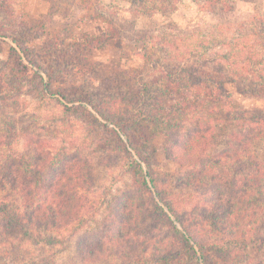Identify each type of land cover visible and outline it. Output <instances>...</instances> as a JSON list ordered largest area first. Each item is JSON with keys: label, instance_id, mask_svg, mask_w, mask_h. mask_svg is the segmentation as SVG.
<instances>
[{"label": "trees", "instance_id": "16d2710c", "mask_svg": "<svg viewBox=\"0 0 264 264\" xmlns=\"http://www.w3.org/2000/svg\"><path fill=\"white\" fill-rule=\"evenodd\" d=\"M126 1L153 15L174 11L182 0ZM192 1L208 13L231 12L235 2ZM4 5L7 2L0 0V13L7 10ZM225 24L216 26L227 31L231 26ZM251 24L262 49H253L246 37L249 33L242 29L233 36L223 31L211 42L223 46L217 51L219 63L210 62L205 55L208 46L201 43L195 62L168 64L151 80L144 79L142 71L138 77L120 70L123 91H58L67 101L83 103L70 106L58 99L63 117L59 115L52 126L41 123L42 116L27 115L21 78L37 71L11 46L16 54L14 68L0 59V264H56L49 255L35 258L30 246H68L79 234L78 261L66 264H114L103 263L111 252L128 264H175L183 246L196 260L208 261L209 251H215L225 255L227 264H252L257 250L264 248V159L252 147L264 139V110L231 107L225 85L233 81L240 93L264 99V22ZM10 27L6 32H12L5 35L0 29V36L11 37L38 66L20 24ZM42 89L45 95L52 93L49 86ZM82 112L100 133L116 139L125 156L131 184L121 194L110 198L94 194L90 160L58 146V134H70L62 123L71 120V113ZM224 119L241 122L225 141L218 132ZM157 136L177 166L173 172L153 169ZM188 202L192 207H183ZM154 218L166 222L175 236L158 247L160 255L148 258L144 256L151 244L161 240L157 235L147 237L145 228L158 226Z\"/></svg>", "mask_w": 264, "mask_h": 264}, {"label": "rangeland", "instance_id": "374dc122", "mask_svg": "<svg viewBox=\"0 0 264 264\" xmlns=\"http://www.w3.org/2000/svg\"><path fill=\"white\" fill-rule=\"evenodd\" d=\"M5 1L7 5L3 8L7 10L0 13V29L5 31H1L5 35L12 32H6L8 27L15 29L20 24L22 37L34 52L33 59L38 66L32 65L18 44L3 34L0 36V59L8 61L12 68L16 54L11 51V46H14L24 62L37 71L23 74L21 102L27 115L42 116L39 117L41 123L51 126L59 115L63 117V108L58 99L70 106L83 103L67 101L59 96L58 91L97 94L123 91L125 86L118 77L120 70L127 71L129 75L137 73L138 77V72L142 71L145 73L144 79L151 80L153 74L161 73L162 67L168 64L188 66L195 62L200 56L201 43L208 46L205 55L210 62L219 63L217 51L223 46H215L211 42L214 35L218 36L225 30H219L217 24L230 25L225 33L231 36L242 29L243 33H249L245 34L249 44L254 45L253 49H262L249 27L252 22L257 25L264 22V0H235L233 11L221 12L217 9L213 13L202 10L192 0H182L174 11H158L153 15L134 9L126 0H56L54 3L47 0ZM186 56L190 58L186 59ZM68 83L73 84V88ZM43 85L49 86L53 94H43ZM225 85L230 92L227 100H230L231 107L264 110V99L240 93L233 81L227 80ZM87 107L102 120L98 113ZM88 117L83 112L71 113V120L62 123L70 134L61 132L56 141L59 147H66L70 153L81 154L90 160L94 176L93 193L110 198L130 187L131 174L124 166L125 156L119 150L116 139L107 133H100L99 127ZM240 124L235 120H222L218 126L219 136L225 141ZM46 135L51 137L52 131L48 130ZM233 136L237 138L238 132ZM155 143L157 156L153 160V169L159 173L175 171L177 166L165 154L162 137L157 136ZM252 147L264 159V139L255 141ZM171 186L162 187L168 189ZM183 207L191 208L192 203H184ZM167 213L176 223V218L168 210ZM155 218L158 216L155 215ZM155 218L157 228L150 226L145 230L149 239L157 235L161 240L151 244L144 256L148 258L152 254L160 255L158 247L163 248L175 236L166 222ZM79 236L71 238L68 246L42 249L30 246L28 251L36 253L35 258L38 255L52 256L56 264L76 263ZM164 237L166 241L162 242ZM181 249L183 255L175 264H227L225 255H218L215 251H209V259L205 261L203 258L196 260L189 247L183 246ZM258 250L257 254H253L252 264H264V248ZM114 253L111 252L103 263L128 264Z\"/></svg>", "mask_w": 264, "mask_h": 264}]
</instances>
